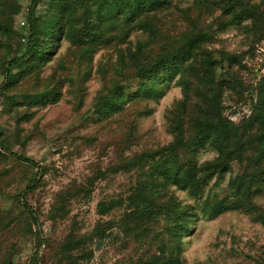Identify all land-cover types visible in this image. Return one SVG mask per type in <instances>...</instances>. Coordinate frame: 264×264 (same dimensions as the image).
<instances>
[{
    "label": "rangeland",
    "instance_id": "obj_1",
    "mask_svg": "<svg viewBox=\"0 0 264 264\" xmlns=\"http://www.w3.org/2000/svg\"><path fill=\"white\" fill-rule=\"evenodd\" d=\"M31 1L0 0V86L5 61L24 54ZM38 1L37 24L52 27L57 15L54 0ZM106 1L68 0L72 10L65 14L64 34L54 44L50 60L0 93V145L43 170L38 177L36 168L0 148V264H143L159 254L157 235L164 218L149 233L138 232L133 223L126 232L123 219L133 210L129 198L144 179L143 172L152 170L159 153L175 141L169 117L184 98L181 75L161 85L164 95L157 101L122 99L119 111L97 116L95 109L104 106L117 86L137 88L132 53L147 38L137 29L127 35L123 23L107 19ZM172 1L185 9L195 3ZM247 1L258 7L257 20L220 31V10L203 19L212 33L206 51L217 61L222 54L238 60L233 68L220 61L215 71L220 78L231 70L227 79L234 88L225 89L221 104L224 117L236 126L251 118L264 95V0ZM168 23L165 19L160 25L169 30L163 38L176 47L191 29H184L182 20L175 30ZM93 34L103 41L73 43L78 35ZM198 101L191 96V105ZM217 155L207 147L197 161L202 164ZM232 177H215L198 198L170 188L178 202L199 214L190 236L183 239L182 264H264V225L242 211L213 216L216 207L231 198ZM261 189L252 200L264 210V186ZM26 192L33 216L22 206Z\"/></svg>",
    "mask_w": 264,
    "mask_h": 264
},
{
    "label": "trees",
    "instance_id": "obj_2",
    "mask_svg": "<svg viewBox=\"0 0 264 264\" xmlns=\"http://www.w3.org/2000/svg\"><path fill=\"white\" fill-rule=\"evenodd\" d=\"M110 3L109 0L104 3L110 5L107 19L123 23L127 35L137 29L142 30L147 38L132 53L137 88L130 90L117 86L104 106L95 109V114L105 116L119 111L126 100L157 101L164 95L161 85L172 80L176 74L181 75L184 98L175 105L169 117L175 141L159 153V161L151 166L152 170L143 172L144 179L129 198L133 210L123 220L129 229L126 232H131L133 223L138 232L149 233L150 227L159 225L160 219L164 218L163 230L157 235L160 239L159 254L143 264H182L183 239L190 236L191 225L199 214L193 206L178 202L170 192L171 187L198 198L211 180L231 173V198L216 207L213 216L242 211L249 214L253 221L264 225V210L252 200L264 186V95L260 96L253 115L243 125L236 126L224 117L221 102L225 89L234 88L227 79L232 73L228 70L217 78L216 66L225 60L233 68V63L238 60L229 54H222L220 61L214 60L204 48L212 43V33L205 29L203 21L206 14L214 17L220 10L221 21L217 28L223 31L241 26L244 21L257 20L259 9L247 0H195L193 8L188 9L174 5L172 0H112ZM38 5V0L31 1L27 17L29 35L24 54L4 63L5 78L0 93L15 87L28 71L50 60L54 44L64 34L65 14L72 10L68 0H54L53 8L57 10V15L52 27L43 28L37 24L35 12ZM165 19H169L168 24L174 30L181 20L186 22L184 29H191L176 47L170 46L171 39L169 44L164 41L163 35L169 30L160 25ZM100 41L103 37L97 34L88 38L78 35L73 39L76 44ZM192 95L200 99L196 105L190 104ZM41 101H45L44 97ZM255 131L259 134L251 133ZM207 147L214 149L218 155L212 161L200 164L197 156ZM0 148L16 160L36 168L38 177L43 174L37 162L16 155L3 145ZM138 159L137 165L140 166L143 156ZM34 185L35 182L27 188L28 192L33 190ZM22 198L23 208L30 215H35L27 202V192ZM99 212L104 213V208L101 207ZM67 250H71L70 245H67Z\"/></svg>",
    "mask_w": 264,
    "mask_h": 264
}]
</instances>
